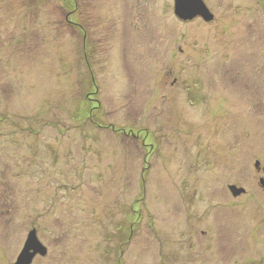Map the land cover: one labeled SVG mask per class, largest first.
I'll return each instance as SVG.
<instances>
[{
    "label": "rangeland",
    "instance_id": "374dc122",
    "mask_svg": "<svg viewBox=\"0 0 264 264\" xmlns=\"http://www.w3.org/2000/svg\"><path fill=\"white\" fill-rule=\"evenodd\" d=\"M203 1L0 0V264H264V0Z\"/></svg>",
    "mask_w": 264,
    "mask_h": 264
},
{
    "label": "water",
    "instance_id": "95a60500",
    "mask_svg": "<svg viewBox=\"0 0 264 264\" xmlns=\"http://www.w3.org/2000/svg\"><path fill=\"white\" fill-rule=\"evenodd\" d=\"M174 13L181 20L187 21L201 17L205 21L214 19L213 13L209 10L203 0H174ZM256 167H259L257 163ZM234 195L244 192V189H238L235 186L230 188ZM37 254L42 256L47 254V248L39 241L36 230L29 235L23 251L19 255L16 264H31Z\"/></svg>",
    "mask_w": 264,
    "mask_h": 264
},
{
    "label": "flooded vegetation",
    "instance_id": "af4514ba",
    "mask_svg": "<svg viewBox=\"0 0 264 264\" xmlns=\"http://www.w3.org/2000/svg\"><path fill=\"white\" fill-rule=\"evenodd\" d=\"M48 250V249H47ZM38 255H40V254H38ZM45 256V255H44Z\"/></svg>",
    "mask_w": 264,
    "mask_h": 264
},
{
    "label": "trees",
    "instance_id": "16d2710c",
    "mask_svg": "<svg viewBox=\"0 0 264 264\" xmlns=\"http://www.w3.org/2000/svg\"><path fill=\"white\" fill-rule=\"evenodd\" d=\"M48 251V250H47Z\"/></svg>",
    "mask_w": 264,
    "mask_h": 264
}]
</instances>
